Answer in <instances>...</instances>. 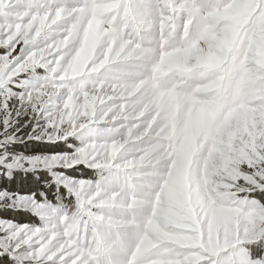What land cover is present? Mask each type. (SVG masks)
<instances>
[{
	"label": "rangeland",
	"instance_id": "obj_1",
	"mask_svg": "<svg viewBox=\"0 0 264 264\" xmlns=\"http://www.w3.org/2000/svg\"><path fill=\"white\" fill-rule=\"evenodd\" d=\"M5 113L0 264H264V0H0Z\"/></svg>",
	"mask_w": 264,
	"mask_h": 264
},
{
	"label": "snow or ice",
	"instance_id": "obj_2",
	"mask_svg": "<svg viewBox=\"0 0 264 264\" xmlns=\"http://www.w3.org/2000/svg\"><path fill=\"white\" fill-rule=\"evenodd\" d=\"M27 139L33 140L35 137L27 136ZM21 144L25 148L28 147L25 137H22L17 128L7 119V113L0 116V176L3 177V185L0 186V206L3 207L11 205L22 191L35 195L54 186L53 175L49 172H55L51 164L57 159V154L26 155L16 150ZM71 163L74 164L75 161ZM21 172L23 177L20 175ZM260 175L264 177V169L261 170ZM246 179L251 178L246 177ZM256 187L264 193V184H258ZM259 214L264 216V203H260Z\"/></svg>",
	"mask_w": 264,
	"mask_h": 264
}]
</instances>
